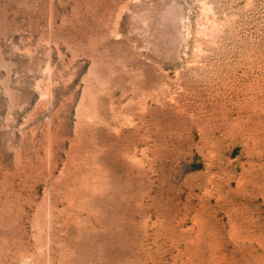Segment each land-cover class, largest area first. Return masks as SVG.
<instances>
[{
	"label": "rangeland",
	"instance_id": "rangeland-1",
	"mask_svg": "<svg viewBox=\"0 0 264 264\" xmlns=\"http://www.w3.org/2000/svg\"><path fill=\"white\" fill-rule=\"evenodd\" d=\"M263 253L264 0H0V264Z\"/></svg>",
	"mask_w": 264,
	"mask_h": 264
},
{
	"label": "bare ground",
	"instance_id": "bare-ground-1",
	"mask_svg": "<svg viewBox=\"0 0 264 264\" xmlns=\"http://www.w3.org/2000/svg\"><path fill=\"white\" fill-rule=\"evenodd\" d=\"M262 153H263V152H262ZM208 168H209V167H208ZM208 178H209V177H208ZM210 178H211V176H210ZM250 180H251V179H250ZM247 181H248V180H247ZM247 181H246V182H247ZM248 183H249V182H248ZM258 183H259V182H258ZM208 184L210 185V183H208ZM250 184H251V183H250ZM259 184H260V183H259ZM238 185H239V184H238ZM214 186H215V185H214ZM253 186H255V185H253ZM261 186H262V185H261ZM238 188H240V187L238 186ZM253 189H254V188H253ZM261 192H262V191H261ZM139 210H140V209H139ZM199 219H200V218H199ZM259 234H260V233H259ZM256 235H258V233H257ZM258 238H259V236H258ZM262 238H263V237H262ZM256 239H257V238H256ZM257 242H260V241H257ZM259 245H260V243H259ZM261 245H263L262 242H261ZM261 245H260V246H261ZM260 246H259V247H260ZM260 248H261V247H260ZM261 250H262V248H261ZM261 252H262V251H261ZM263 254H264V253H263ZM259 257H260V256H258L257 258L259 259ZM263 262H264V261H263ZM263 262H262V263H263Z\"/></svg>",
	"mask_w": 264,
	"mask_h": 264
}]
</instances>
